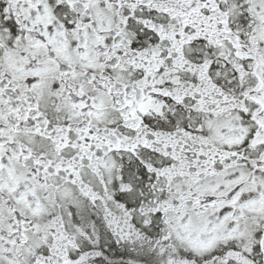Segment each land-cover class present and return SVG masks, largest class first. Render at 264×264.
<instances>
[{
    "label": "snow or ice",
    "instance_id": "snow-or-ice-1",
    "mask_svg": "<svg viewBox=\"0 0 264 264\" xmlns=\"http://www.w3.org/2000/svg\"><path fill=\"white\" fill-rule=\"evenodd\" d=\"M0 264H264V0H0Z\"/></svg>",
    "mask_w": 264,
    "mask_h": 264
}]
</instances>
